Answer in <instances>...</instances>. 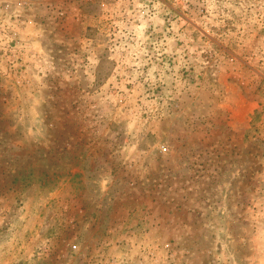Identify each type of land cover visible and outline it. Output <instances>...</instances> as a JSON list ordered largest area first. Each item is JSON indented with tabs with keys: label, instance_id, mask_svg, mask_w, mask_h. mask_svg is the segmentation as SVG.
Here are the masks:
<instances>
[{
	"label": "rangeland",
	"instance_id": "obj_1",
	"mask_svg": "<svg viewBox=\"0 0 264 264\" xmlns=\"http://www.w3.org/2000/svg\"><path fill=\"white\" fill-rule=\"evenodd\" d=\"M0 264H264V0H0Z\"/></svg>",
	"mask_w": 264,
	"mask_h": 264
}]
</instances>
